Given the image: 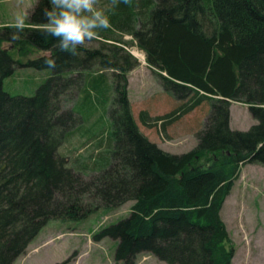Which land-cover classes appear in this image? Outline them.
Listing matches in <instances>:
<instances>
[{
  "label": "trees",
  "instance_id": "obj_1",
  "mask_svg": "<svg viewBox=\"0 0 264 264\" xmlns=\"http://www.w3.org/2000/svg\"><path fill=\"white\" fill-rule=\"evenodd\" d=\"M49 6L37 0L16 41L14 24L0 26V44L49 51L22 62L0 46V264H12L49 219L80 220L128 200L129 213L94 234L116 239L115 264L143 252L170 264H231L221 207L242 164L264 165V0H98L111 27L77 55L42 31ZM130 45L175 101L163 114L141 110L144 125L165 130L206 108L189 150H165L139 128ZM49 58L57 67L33 93L4 89L17 63L48 68ZM232 101L247 104L248 128L231 127ZM81 105L88 124L65 143ZM101 107L107 122L94 113Z\"/></svg>",
  "mask_w": 264,
  "mask_h": 264
},
{
  "label": "rangeland",
  "instance_id": "obj_2",
  "mask_svg": "<svg viewBox=\"0 0 264 264\" xmlns=\"http://www.w3.org/2000/svg\"><path fill=\"white\" fill-rule=\"evenodd\" d=\"M126 39H130V35ZM0 46L8 49L14 58L22 62L44 53L42 49L30 46H25L24 49H27L22 53L18 45L13 47L8 40H3ZM126 48L138 60V65L128 73V97L132 112L137 115L141 108H146L152 114H163L171 110L175 101L165 94L162 86H159L160 81L153 77L147 66L145 53L136 45ZM50 73L49 68H35L17 63L13 73L3 78V87L13 94H31ZM84 110L87 109L83 105L78 108L81 119L71 135L66 136L65 143L71 142L68 140L71 137L75 139L78 131L88 124L89 119ZM94 113L104 117L106 108L96 109ZM205 114L206 108L201 105L168 125L165 130L160 124L146 128L137 122L139 128L160 147L171 152H182L195 145V131ZM103 121L107 122L105 117ZM253 122L247 104L231 102V127L246 129ZM96 127L99 128V125ZM88 148L86 144L81 151ZM130 205L131 200H128L112 209L99 208L80 220L49 219L12 264H115L116 239L109 236L95 239L94 234L104 225L125 217L129 213ZM221 217L233 248L231 264H264V165L257 162L241 165L221 207ZM136 264L170 263L143 252L137 256Z\"/></svg>",
  "mask_w": 264,
  "mask_h": 264
},
{
  "label": "clouds",
  "instance_id": "obj_3",
  "mask_svg": "<svg viewBox=\"0 0 264 264\" xmlns=\"http://www.w3.org/2000/svg\"><path fill=\"white\" fill-rule=\"evenodd\" d=\"M128 3L129 0H123ZM49 7L43 9L46 23L42 31L57 40V47L61 51L77 55V49L95 40L99 30L111 27L110 19L104 10L98 7V0H49ZM28 17L17 15L13 25L14 31L10 39L16 41L25 31ZM49 69L57 67L55 59L45 60Z\"/></svg>",
  "mask_w": 264,
  "mask_h": 264
},
{
  "label": "crops",
  "instance_id": "obj_4",
  "mask_svg": "<svg viewBox=\"0 0 264 264\" xmlns=\"http://www.w3.org/2000/svg\"><path fill=\"white\" fill-rule=\"evenodd\" d=\"M36 2H37V0H0V22H2L0 25L3 26L5 24H7V23L8 24H14L15 17L17 15H26L28 17V19H29L31 10L35 6ZM126 36H127V34L124 33L123 34V38H126ZM43 52H44L43 54H48L49 53V51H47V50H43ZM147 66L150 69L153 77H155L156 81L159 82V79L157 78V75L155 74L153 69H151V67L148 65V63H147ZM128 84H129V78H128ZM160 84H159V86L161 88L162 85H160ZM143 109L147 110L150 115H156V114L150 113V111L148 109H146V108H141L138 111L137 115H135L134 112H133V115H134L135 119L138 122H140L143 126H145L146 128H151L152 126H146L139 120V113Z\"/></svg>",
  "mask_w": 264,
  "mask_h": 264
}]
</instances>
